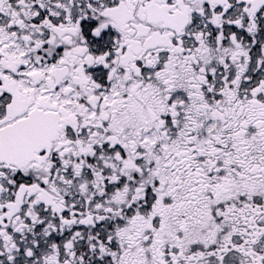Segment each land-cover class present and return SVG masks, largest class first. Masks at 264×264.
Wrapping results in <instances>:
<instances>
[{"label": "snow or ice", "instance_id": "snow-or-ice-1", "mask_svg": "<svg viewBox=\"0 0 264 264\" xmlns=\"http://www.w3.org/2000/svg\"><path fill=\"white\" fill-rule=\"evenodd\" d=\"M0 264H264V0H0Z\"/></svg>", "mask_w": 264, "mask_h": 264}]
</instances>
